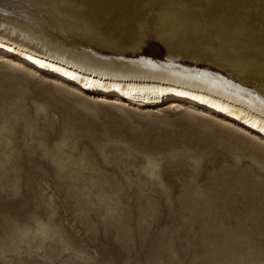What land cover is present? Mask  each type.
<instances>
[{"label": "rangeland", "instance_id": "obj_1", "mask_svg": "<svg viewBox=\"0 0 264 264\" xmlns=\"http://www.w3.org/2000/svg\"><path fill=\"white\" fill-rule=\"evenodd\" d=\"M8 2L89 48L177 56L264 94V0ZM3 59L0 264H224L207 232L264 229L261 136Z\"/></svg>", "mask_w": 264, "mask_h": 264}, {"label": "bare ground", "instance_id": "obj_2", "mask_svg": "<svg viewBox=\"0 0 264 264\" xmlns=\"http://www.w3.org/2000/svg\"><path fill=\"white\" fill-rule=\"evenodd\" d=\"M12 4L0 0L3 63L22 70L30 68L103 96L101 99L118 97L133 102L142 112H158L162 103H167L161 106L165 109L175 106V111L186 105L187 113L202 108L223 117V126L233 127L234 122L243 128L244 132L238 130L243 135L264 139V94L248 84L210 67L188 65L177 56L159 59L147 54L103 53L62 37L33 11ZM121 77L131 80H119ZM137 77L147 78L145 82L132 80ZM142 97L148 101H137ZM241 235L244 240H240ZM205 236L224 264H264V229L242 227L227 235L207 232Z\"/></svg>", "mask_w": 264, "mask_h": 264}, {"label": "water", "instance_id": "obj_3", "mask_svg": "<svg viewBox=\"0 0 264 264\" xmlns=\"http://www.w3.org/2000/svg\"><path fill=\"white\" fill-rule=\"evenodd\" d=\"M27 62V61H26ZM161 72V71H160ZM147 78V77H146ZM146 78H144V79H142V78H132V80H137V81H144L145 82V79ZM149 78V80H156V81H160L161 79L160 78H158V77H148ZM119 80H122V81H124V80H131L129 77H121ZM123 85H125V83L123 84ZM123 85H121V86H123ZM125 86H128V85H125ZM146 95H148V94H146ZM126 97V96H125ZM145 97H148V96H145ZM126 98H128V97H126ZM157 99L159 100V98L157 97ZM148 101V100H146V98H144V97H142V98H140V100H137V101Z\"/></svg>", "mask_w": 264, "mask_h": 264}]
</instances>
